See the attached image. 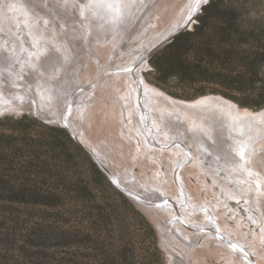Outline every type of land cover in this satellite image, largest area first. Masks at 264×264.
<instances>
[{
	"label": "bare ground",
	"instance_id": "6f19581e",
	"mask_svg": "<svg viewBox=\"0 0 264 264\" xmlns=\"http://www.w3.org/2000/svg\"><path fill=\"white\" fill-rule=\"evenodd\" d=\"M127 1L122 0L114 30L105 25L93 29L87 42L64 44L65 55L75 48V75L62 79L58 71L45 84L25 65L13 87L5 73L0 109L67 127L156 223L171 264H247L242 253L227 247L229 241L250 254L248 261L264 264V108L242 109L214 94L179 100L148 84L146 60L159 42L185 26L190 0ZM31 6L41 17L49 8L66 15L55 0H0L5 48L21 47L16 30L30 40L25 31L34 33L42 23ZM16 16L23 21L7 19ZM60 32L69 36L66 26ZM217 228L223 241L213 235Z\"/></svg>",
	"mask_w": 264,
	"mask_h": 264
},
{
	"label": "rangeland",
	"instance_id": "374dc122",
	"mask_svg": "<svg viewBox=\"0 0 264 264\" xmlns=\"http://www.w3.org/2000/svg\"><path fill=\"white\" fill-rule=\"evenodd\" d=\"M194 20L148 57L146 82L263 109L264 0H208ZM123 192L62 126L0 116V264H171L156 223Z\"/></svg>",
	"mask_w": 264,
	"mask_h": 264
},
{
	"label": "snow or ice",
	"instance_id": "6c2138e0",
	"mask_svg": "<svg viewBox=\"0 0 264 264\" xmlns=\"http://www.w3.org/2000/svg\"><path fill=\"white\" fill-rule=\"evenodd\" d=\"M121 2L122 0H55L56 6L65 10L66 15L63 18L57 14L55 8H49L47 14L41 17L39 13L35 12V7L31 6L29 11L41 19L42 23L34 33L25 31V36H31L30 40L23 39L20 36V30H16L17 39L21 40L19 48L12 46L5 48L4 44L0 43V79H4L5 73H7L5 82L14 87L16 80H19L25 71V65L31 68L35 78L43 80L45 84L54 78L58 71L63 74L62 79L66 75H75V48L65 55L64 44L66 42L71 44V41L77 38L87 42L93 29H103L105 25H111V30H114L122 17ZM207 2L208 0H190L187 16L182 21L185 27L195 22L194 17L202 10V5ZM68 8L73 11L69 13ZM67 16H72L70 23L67 22ZM65 26L69 29L68 37L63 36L60 32V28ZM108 30L105 29V31ZM72 32H78L79 37L72 36ZM21 53H26V55H21ZM140 64H143L142 60ZM123 70L132 71L127 67ZM5 114L18 113L15 109H0V115ZM61 119L66 120L63 113ZM241 157H243V150H241ZM219 231L218 228L215 229L213 235L223 241L224 238L219 235ZM227 247L234 253H242V259L247 261V264H254L247 260L250 254L243 247L231 241L227 243Z\"/></svg>",
	"mask_w": 264,
	"mask_h": 264
},
{
	"label": "water",
	"instance_id": "95a60500",
	"mask_svg": "<svg viewBox=\"0 0 264 264\" xmlns=\"http://www.w3.org/2000/svg\"><path fill=\"white\" fill-rule=\"evenodd\" d=\"M191 25H192V23H190V24H188L187 25V27H183L182 29H178V30H176L174 33H172L166 40H164V41H162V42H159L154 48H153V50H152V53L153 54H156L160 49H163L164 47H166L167 45H169L172 41H174L175 40V38L180 34H182V33H184V32H186V31H188L189 29H190V27H191ZM152 54V55H153ZM39 119H41V120H43L44 121V119L43 118H39ZM45 122V121H44ZM47 123V122H46ZM59 126H61V125H59ZM63 127V126H62ZM64 129H66V130H68L69 132H70V135L74 138V139H76L72 134V132L67 128V127H63ZM77 140V139H76ZM77 141H79V140H77ZM80 143V142H79ZM80 145L82 146V149L85 151V152H87V154L89 155V156H91V158L93 159V160H95L100 166H101V168L106 172V175L113 181V179L111 178V176L109 175V172L101 165V163L100 162H98V160L95 158V157H93L91 154H90V152L82 145V143H80ZM114 183H115V185H117L116 184V182L115 181H113ZM118 186V185H117ZM119 187V186H118ZM119 189H121L120 187H119ZM122 191H124L123 189H121ZM123 193H125L127 196H129L130 198H132L130 195H128L127 193H126V191H124ZM133 199V198H132Z\"/></svg>",
	"mask_w": 264,
	"mask_h": 264
},
{
	"label": "trees",
	"instance_id": "16d2710c",
	"mask_svg": "<svg viewBox=\"0 0 264 264\" xmlns=\"http://www.w3.org/2000/svg\"><path fill=\"white\" fill-rule=\"evenodd\" d=\"M180 36H181V35H179V37H180ZM179 37H178V38H179ZM178 38H177V39H178ZM177 39H176V40H177ZM176 40H175V41H176ZM262 104H264V102H263V103H260L258 106H262Z\"/></svg>",
	"mask_w": 264,
	"mask_h": 264
}]
</instances>
